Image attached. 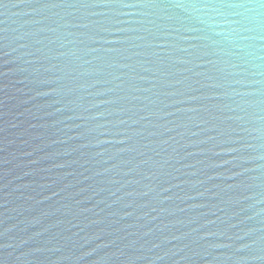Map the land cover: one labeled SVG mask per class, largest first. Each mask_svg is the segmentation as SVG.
<instances>
[{"label":"water","instance_id":"95a60500","mask_svg":"<svg viewBox=\"0 0 264 264\" xmlns=\"http://www.w3.org/2000/svg\"><path fill=\"white\" fill-rule=\"evenodd\" d=\"M0 264H264V0H0Z\"/></svg>","mask_w":264,"mask_h":264}]
</instances>
